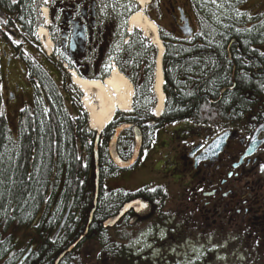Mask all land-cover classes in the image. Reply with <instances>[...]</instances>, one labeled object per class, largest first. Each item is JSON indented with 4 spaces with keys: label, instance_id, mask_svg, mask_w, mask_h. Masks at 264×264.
<instances>
[{
    "label": "flooded vegetation",
    "instance_id": "flooded-vegetation-1",
    "mask_svg": "<svg viewBox=\"0 0 264 264\" xmlns=\"http://www.w3.org/2000/svg\"><path fill=\"white\" fill-rule=\"evenodd\" d=\"M196 1L185 0V5L173 9L170 25L164 27L160 23L165 49L162 59L165 114L172 98L193 99L194 94L184 93L181 87H190L192 91L196 81L209 86L210 76L196 80L193 73L187 72L176 78L178 69L194 67L190 48L208 38V31H202L201 25L203 17L206 23L210 20V1L203 0L202 10L196 8ZM238 1L239 17L245 25L238 31L242 38H234L229 46V51L233 45L237 47L233 51L235 58L228 85L218 95L203 92L198 99L220 102L225 91H233L246 81L251 88L246 87L242 97L251 105L240 119L225 123V112H215L220 118L218 122L206 124L190 118H155L152 83L156 56L152 52L138 60L124 44L129 7L123 8L113 0H0V108L14 130L25 111L34 116L37 99L46 101L51 79L68 98L79 101L81 97L64 68L58 65L59 71H55L50 67L51 58L44 54L37 38L36 29L43 22L41 11L46 5L51 14L49 31L55 51L71 68L82 77L104 79L118 65L136 86L132 113H119L110 133L122 124L128 125L118 141V150L125 160H130L135 151V128L141 132L143 146L138 159L126 168L107 174L111 166L104 165L98 209H113L110 216H115L125 204L136 201L144 202L146 210H132L107 229L105 219L90 227L88 238L94 236L104 256L97 258L96 264H125V250L119 247L114 231L122 226L135 230L142 222L147 223L150 218L157 221L163 215L175 219L168 236L176 241L177 235L182 245L200 246L207 254L221 256L222 260L235 259L239 264H250L258 258V262L264 263V0H254L249 7L245 6L251 0ZM187 26L193 30L187 33ZM201 31L205 35L202 38ZM250 33L260 39L248 47L246 41H241ZM117 43L122 45L120 50ZM24 84L29 88L25 89ZM150 147L159 149L164 163L156 178L140 185H136L135 179L126 184L123 177H118L123 183L113 181V175L136 171L144 151ZM108 182L121 184L116 191ZM78 212L71 211L75 214L74 223L79 221ZM39 220L29 225L36 237L26 243L13 240V254L0 259V264H7L13 257L17 259L11 264H25L39 248L45 249V238L37 228ZM63 234L64 227L57 240ZM181 248L179 245L178 249ZM48 251L46 247L44 254Z\"/></svg>",
    "mask_w": 264,
    "mask_h": 264
},
{
    "label": "trees",
    "instance_id": "trees-1",
    "mask_svg": "<svg viewBox=\"0 0 264 264\" xmlns=\"http://www.w3.org/2000/svg\"><path fill=\"white\" fill-rule=\"evenodd\" d=\"M220 2L226 5L229 12H221L220 15L211 6L209 22L206 23V17H203L205 20L201 25L202 31H208V38L200 44L195 43L189 50L193 55L191 61L194 67L178 69L176 77L181 78L187 72L189 75L193 73L196 80L210 76L209 86H201L196 81L192 91L190 87H181L185 89L184 93L194 94V97L185 101L172 98L165 114L170 120L190 118L197 123H217L220 118L216 117L215 112H225L226 123L240 119L250 108L251 104L242 97L244 89L251 88L246 81L240 82L233 91H225L220 102L198 99L203 92L218 95L221 88L228 85L232 60L235 58L233 51L237 47L233 45V50L229 51V46L234 38H242L238 31L245 25L243 18L239 17L238 0ZM195 4L196 8L202 10L203 0H197ZM201 10L199 12L203 15ZM204 36L203 32L199 34L201 38ZM245 37L241 42L246 41L248 47L260 39L254 33ZM135 41L136 35L132 36L131 46L137 52L138 60H141L144 54L149 55L146 52L148 44L142 41L136 45ZM152 50L155 52V49ZM50 85L47 102L37 99L34 116L25 111L16 130L0 108V259L6 258L14 249V236L10 231L32 225L40 218L37 228L45 238V249L39 248L25 264H54L60 253L82 233L93 208L97 133L89 129L88 115L80 101L65 96L53 79ZM206 88L208 91H203ZM113 125L104 132V136L107 135L99 145L101 172H104V165L111 166L107 174L118 170L109 154V140L114 133V130L110 133V129ZM71 204L72 209L79 211V221L74 223L75 214L71 213L64 226V234L55 242L53 234ZM95 216L92 227L97 221L109 217L110 212L98 209ZM103 239L106 241L107 237ZM46 247H49L47 255L44 254ZM16 259L10 258L6 263L11 264ZM60 264L81 263L75 259L74 253H70Z\"/></svg>",
    "mask_w": 264,
    "mask_h": 264
},
{
    "label": "rangeland",
    "instance_id": "rangeland-1",
    "mask_svg": "<svg viewBox=\"0 0 264 264\" xmlns=\"http://www.w3.org/2000/svg\"><path fill=\"white\" fill-rule=\"evenodd\" d=\"M207 1H210L212 8H214V10L220 15L221 12H229V10L226 8V5L222 4L220 0ZM253 1L254 0H251L245 7H249ZM113 2H116L123 8L129 7L130 12L135 10L136 5H139L133 0H113ZM178 5H185V0H155L153 4L150 3L148 5L144 12L157 24L160 26L163 24L162 26L165 25L164 27H166L170 25L172 21L171 11L178 7ZM41 20L43 22L39 20L40 26L45 22L44 19L41 18ZM133 35H136V45H139V43L142 41H146L149 45H152L151 41L144 36L143 32L137 31ZM44 52L47 56L53 55L55 57L56 64L50 62V67L55 69V71H59V68L57 67H59L58 65H62L57 61L59 54H56L55 51L53 54H49L46 50ZM24 86L25 89L29 88V86L26 84H24ZM163 165L164 163H162L159 149L150 147L144 151L136 171L127 170L119 175H113L112 179L113 181L121 182L122 179H119L118 177H123L126 184H128L131 179H135L137 182L136 185L145 184L151 178H156L158 176V170ZM120 182H108V184L117 191V187H119L121 184ZM117 193L119 195V192ZM117 193L115 192V194ZM135 205L139 207L141 203L135 202ZM106 210L112 214L113 209ZM165 210L166 209H164V212ZM146 222L147 223L142 222L135 230L122 226V228L119 230L114 231L116 240L120 241L118 244L119 247H122L125 250V257L127 258L125 264H239V261L237 262L235 259H229L227 257L226 259L222 260L221 256L218 257V255L215 256L214 254H207L205 248L200 246L187 244L182 245L177 239V235L176 241L170 238L168 235L171 233L172 225L175 222V219L172 216L169 217L163 215L157 221L153 218H150ZM164 222L167 223L168 228H166L167 225H164ZM29 228L30 226H22L18 230H11L10 232H12L14 236L13 240L21 242L25 241L26 243L33 237L35 238L36 233L33 229ZM107 233L109 234L108 231ZM93 237L88 238L73 252L75 259L81 264H96L97 258H99V260L104 258L100 245ZM101 241L102 238L99 240L100 244ZM188 244H190V242H188ZM179 245L182 247L181 250L178 249ZM258 260L260 259H254L253 261H250V264H264L262 262H258Z\"/></svg>",
    "mask_w": 264,
    "mask_h": 264
},
{
    "label": "bare ground",
    "instance_id": "bare-ground-1",
    "mask_svg": "<svg viewBox=\"0 0 264 264\" xmlns=\"http://www.w3.org/2000/svg\"><path fill=\"white\" fill-rule=\"evenodd\" d=\"M141 5L129 19V32L141 31L150 39L151 43L159 50V57L154 81V93L157 99L155 114L161 116L165 102L163 91L164 75L162 70V56L164 46L159 37V29L156 22L151 19L144 10L147 9L151 0H133ZM44 18L46 24L41 27L38 33L43 37L44 44L49 51L55 49L54 41L48 29L50 23V9L45 6ZM75 84L83 91V105L89 115L90 125L97 132H103L114 121L117 111H132L134 88L131 80L117 67L113 68L110 76L106 79L83 78L78 72H72Z\"/></svg>",
    "mask_w": 264,
    "mask_h": 264
},
{
    "label": "water",
    "instance_id": "water-1",
    "mask_svg": "<svg viewBox=\"0 0 264 264\" xmlns=\"http://www.w3.org/2000/svg\"><path fill=\"white\" fill-rule=\"evenodd\" d=\"M192 27L187 26L186 27V32L188 33L189 31H192ZM128 127V125H121L120 127H118L116 129V132L110 142L109 145V150H110V154L112 157V160L115 162L116 165H118L119 167H127L130 164V161H124L118 150H117V142L119 139L120 134L122 133V131ZM100 137L101 134L98 133L97 135V140L95 142V163H96V195H95V200H94V208L90 214V220H89V224L87 227L86 232L76 241L74 242L72 245H70V247H68L65 251H63V253H61V255L58 257V259L56 260L55 264H60L61 260L70 252H72L80 243V241L82 239H84L87 234H88V230H89V226L93 221L94 218V214L96 212V208L98 205V196H99V177H100V160H99V141H100ZM136 139H137V145L135 148V153H134V159L138 158V155L140 154L141 148H142V135L139 129L136 128ZM71 207H69L64 220L61 224V226L59 227L58 231L56 232V234L54 235L53 239L56 240L59 236V234L61 233V230L64 226V224L66 223L69 214L71 212ZM133 208H135L134 210H136L137 212H140L142 210H145V204L141 203V205L138 207L135 205V202H131L126 204L119 212V214L115 217L109 218L106 222L105 225L110 227V226H114L119 220H121L129 211L133 210ZM137 208V209H136Z\"/></svg>",
    "mask_w": 264,
    "mask_h": 264
}]
</instances>
